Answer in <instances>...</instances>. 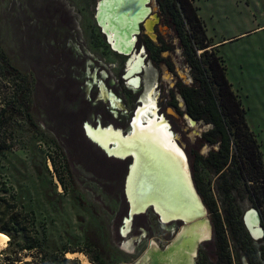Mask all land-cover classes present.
Listing matches in <instances>:
<instances>
[{"label": "rangeland", "instance_id": "374dc122", "mask_svg": "<svg viewBox=\"0 0 264 264\" xmlns=\"http://www.w3.org/2000/svg\"><path fill=\"white\" fill-rule=\"evenodd\" d=\"M99 1L0 0V42L11 62L34 81L33 112L39 126L37 132L20 128L21 140L7 152L0 171L6 174L21 203L35 212L40 229L45 231L48 251L58 256L65 252L64 259L59 257L54 264H135L153 242L162 249L169 246L184 226L178 221L164 224L149 209L134 216L129 228L124 227L128 213L124 180L130 159L109 157L85 133L87 123L114 125L128 132L133 110L152 84L158 85L153 96L160 92L159 107L166 109L168 105L169 85L159 77L161 67L166 68L164 64L145 60L143 71L137 75L142 82L138 88L125 80L131 56L116 52L103 34L97 21ZM192 2L198 7L211 43H217L214 46L225 60L228 78L242 99L248 123L264 154V0ZM150 5L160 14L159 0H152ZM163 23L162 32L169 28ZM149 40L146 35L139 36L140 44ZM150 43L151 51L156 50L158 43ZM140 47V51L144 49ZM180 57L174 54L172 60L186 67ZM169 81L173 86L174 80ZM99 93L104 101L99 100ZM175 113L165 117L178 143L187 155L190 153L191 168L196 161L193 152L206 156L211 150L210 145H196L210 128H201L203 121L189 126ZM197 166L199 177L211 187L219 212L224 214L228 206L221 191L225 184L222 177L208 170L202 159ZM237 192L232 196L240 208L238 213L232 211V229L238 237L234 239L225 224L223 234L233 247L235 264H251L250 256L253 262L257 260L254 253L261 256L264 234L257 239L251 233L243 235L237 221L242 219L247 230L246 212L254 208L261 218V210L248 192ZM208 211L213 238V212ZM253 233L259 237L262 231L260 235ZM212 242L206 239L198 246L194 264H222ZM237 244L239 249H235ZM20 259L23 261L14 264H25L33 256L23 254ZM7 263L0 252V264Z\"/></svg>", "mask_w": 264, "mask_h": 264}, {"label": "trees", "instance_id": "16d2710c", "mask_svg": "<svg viewBox=\"0 0 264 264\" xmlns=\"http://www.w3.org/2000/svg\"><path fill=\"white\" fill-rule=\"evenodd\" d=\"M159 4L163 22L173 28L179 37L182 55L191 68L194 80L191 84L179 80L176 88L184 97L187 112L192 118L212 125L199 137L196 144L210 145L211 150L206 156L193 152V160L196 161L194 164L191 163V169L199 193L209 210L216 216L218 237L226 243L223 224L230 228L234 239L238 237L232 229L234 223L232 211L238 213L240 208L237 198L232 196L234 191L240 194L245 191L249 193L251 201L261 210L264 225V154L256 134L248 123L242 99L235 93L228 78L225 60L218 54L217 47L207 36L198 7L192 0H159ZM172 38L174 36L170 35V40ZM199 50L202 52L199 53ZM34 90V81L11 62L0 42L1 169L4 167L7 152L21 140L20 128L39 131L33 112ZM171 92L174 96L176 89H172ZM188 155L191 158L190 153ZM199 159L203 160L208 170L219 173L225 183L221 190L228 206L224 209V214L219 212V204L211 187L204 184L203 178L197 173ZM237 224L243 235L248 236L242 219L238 220ZM0 234L9 238L7 248L1 251L7 264L22 260L20 258L23 254L33 256L35 260V263L33 260H26L25 264H54L59 257L60 259L64 257L65 252L58 256L48 251L45 245V231L40 229L35 212L21 203L16 190L6 178V174L1 171ZM246 246L247 244L244 248ZM9 254L12 258H8ZM253 256L257 260L256 262L252 260V264H264V245L261 247L260 258L255 253ZM250 258L252 259L251 256Z\"/></svg>", "mask_w": 264, "mask_h": 264}, {"label": "bare ground", "instance_id": "6f19581e", "mask_svg": "<svg viewBox=\"0 0 264 264\" xmlns=\"http://www.w3.org/2000/svg\"><path fill=\"white\" fill-rule=\"evenodd\" d=\"M148 1L104 0L98 4L97 9V21L107 33L113 49L122 55L132 54L126 78L135 88L141 82L137 74L141 72L144 60L142 55L133 54L132 49L137 40L134 33L138 32V23L150 11L146 7ZM157 20L153 16L144 21V29L154 38L153 27ZM165 76L169 77L168 74ZM153 86L154 84L148 89L143 104L132 118L128 135L113 126L106 129L100 126L94 130L87 124V130L91 138L107 150L109 157H126L129 154L134 156L127 183L131 213L144 211L153 204L159 213L157 216L164 224L179 218L191 222L203 216L206 209L194 188L187 154L177 142L170 122L158 112L157 101L152 95L155 91ZM114 104L117 105L116 101ZM170 112L174 113L172 109ZM110 143H113V147L109 146ZM245 219L252 235L256 239L260 238L262 229L257 227L258 217L255 211H248ZM206 221L190 223L165 249L153 242L136 264H194L198 244L211 236V226ZM126 223L129 228L131 220ZM252 230L256 235H261L255 236ZM123 231L127 233L126 230ZM8 241L7 236L0 234V252L6 248ZM76 254L81 255L67 253L68 256Z\"/></svg>", "mask_w": 264, "mask_h": 264}, {"label": "flooded vegetation", "instance_id": "af4514ba", "mask_svg": "<svg viewBox=\"0 0 264 264\" xmlns=\"http://www.w3.org/2000/svg\"><path fill=\"white\" fill-rule=\"evenodd\" d=\"M157 16H158V18H157L158 20L155 22L154 27H153V34H154L155 38L152 37V35H150L147 32V30L143 28V30L137 36V40L135 42L136 45H134L135 47H134V49L132 51H133V54H136V53L139 54L140 53L139 55H142V58L144 60L143 67L145 65V60H148V61L151 60L153 63H160V65L161 64H164L166 66L165 69H164V67L163 68L161 67V71H160V74H159V77L161 78V80L162 81H165L167 83V85H169V87L167 89L168 90V93L166 95V97L168 99V105L165 104L166 109H164L165 107H159V105H158V100L160 98V92L158 93V95H157L156 98L153 96L155 98V100L157 101L158 112L160 113V115L161 116H163V115H171V114L172 115H177L175 113V111H176V112H178L179 115H181L182 117H184L185 115H187V114L190 115V114L187 112L186 101H185L184 97L179 93V90L176 88V84H177V82L179 80H182L186 84H191V83L194 82L193 77L191 75V71H190L191 68L189 67L188 64H186V62L184 60V56L182 55V49L180 48V44H179V41L180 40H179L178 35L173 30V28H171L166 23L165 24L163 23L164 26L167 25L169 28L168 29H165V31L162 32L163 30L160 29L161 23L163 21L162 13L161 12H160V14L157 13ZM143 27H145V26H143ZM167 30H169V31H167ZM142 34L143 35H146L152 41V43H158V44H156V47H157L156 50L151 51V47L149 45V43L151 42L150 40H149L150 42L148 41V42H146V44L145 43L144 44H140V42H139V36L142 35ZM104 35H106V34H104ZM170 35H173L174 36V38H172V40H170ZM138 42H139V45H137ZM141 45L144 46V49L140 51L139 48H141L140 47ZM145 45L147 47V53L145 51ZM164 46H167V48H165ZM176 46H179L178 49H177ZM200 51L202 52V50H199V53H201ZM164 52H166L165 55H164ZM174 54L176 56L180 55L181 56L180 59L183 61L184 65H187V66L181 68V63L179 61L174 60L175 58L172 60V56L174 57ZM131 55L132 54H130L128 56H131ZM125 56H127V55H125ZM178 68H180V70L184 71L189 76L188 81H186V80H184L182 78V76L180 75V73L178 71ZM168 69L170 71H168ZM142 71L143 70H141V72ZM165 71L167 72V74L170 75V78L169 79H166L167 77H165V75H164ZM141 72H138V74H140ZM125 80H129V79L128 78H125ZM169 80H174V81H172L173 84H174L173 86H171V81H169ZM141 84H142V82H140V85ZM140 85H139V87H140ZM153 87L155 89H157L158 88V85L155 86V84H154ZM174 88L176 89V92L174 93V96H173L171 90L174 89ZM101 97H102V95H101V93H99V100L104 101V99L101 98ZM163 100H164V98H162V101ZM107 101H110V99H108ZM141 101H144V100H141V98L138 100V103L139 104L134 108L132 117L130 119V122H131L132 118L134 117V115H135L138 107H140ZM180 103H182V104H180ZM142 104H143V102H142ZM116 109H118V107H116ZM119 109L122 110L121 108H119ZM170 109H172L174 111V113H171L169 111ZM162 110H163V112H162ZM110 126H113V128H116L117 129V127H115L114 125H107L106 128H109ZM91 127L93 128V126H91ZM101 128H103V126H101ZM213 222H214L213 238L210 237L209 240H211V241L213 240L212 245L215 246V250H216V253H217L216 254L217 255V258L219 259V261H221L220 263H222V264H235V260L233 258L234 256L231 253V251L233 250V247H231V245L227 242V240H226V243H227L226 244L225 242L222 241V239H220L218 237L217 225H216V216L214 215V213H213ZM261 224H262V220H261ZM262 228L264 229V225L263 224H262ZM246 231H247V233L250 234V232H249L248 229ZM209 240L207 239V241H209ZM202 242H200L198 244V246ZM225 244H226V246H225ZM197 249H198V247H197ZM235 249H239V245L238 244H237V246H235ZM251 261H252V259L250 258V262Z\"/></svg>", "mask_w": 264, "mask_h": 264}, {"label": "water", "instance_id": "95a60500", "mask_svg": "<svg viewBox=\"0 0 264 264\" xmlns=\"http://www.w3.org/2000/svg\"><path fill=\"white\" fill-rule=\"evenodd\" d=\"M101 1H104V0H100L99 2H101ZM151 1L152 0H149L148 2H147V8H149V13L146 15V17H144V19L143 20H141L139 23H138V32H135L134 33V35L137 37L138 36V34L143 30V28H145V27H143V26H145V22L149 19V18H151V17H153V16H156L157 18H158V16H157V13H156V11L154 10V8H153V6L152 5H150V3H151ZM99 2H98V4H99ZM98 4H97V8L96 9H98ZM146 20V21H145ZM145 21V22H144ZM99 23V22H98ZM99 26H102V25H100L99 24ZM103 30V29H102ZM103 33L104 34H106V36H107V33L103 30ZM108 38V37H107ZM108 41H109V43L111 44V42H110V40H109V38H108ZM135 45H136V43H135ZM112 46V45H111ZM135 47V46H134ZM134 47H133V49H134ZM132 49V50H133ZM178 71H179V73H180V75L182 76V74H184V78L186 79V80H188L189 79V76L184 72V71H182V70H180V68H178ZM184 119H186V122H187V124L189 125V126H191V125H197V123H199L200 124V122H198L197 120H195L194 118H192L190 115H185L184 116ZM168 121H169V119H167ZM170 122V121H169ZM191 122H193V124H191ZM202 123V122H201ZM88 124V123H87ZM86 124V125H87ZM90 124V123H89ZM91 126H93V129L95 130V128L96 129H98V127L99 126H103V129H106V126H104V125H102V124H96V125H92V124H90ZM130 125H131V122H130ZM212 127V125L211 124H205L204 126H201V128H211ZM124 132V131H123ZM85 133H86V135L88 136V138L90 139V140H92L95 144H97L103 151H105L107 154H108V152H107V150L101 145V144H99L98 142H96V141H94L92 138H91V136L89 135V133H88V130H87V126H85ZM124 133H126V135H128V132H124ZM125 135V136H126ZM176 140H177V142H178V138H176ZM109 146L110 147H113V143H110L109 144ZM184 149V148H183ZM186 153V152H185ZM114 158H116V159H120V160H127V159H130V163H129V165H128V169H127V173H126V175H125V180H124V194H125V197H126V200H127V203H128V213H127V216L125 217V219H124V227H126L127 225V221L128 220H131V222H132V219L134 218V216H136V215H139V214H143V213H145L147 210H149V209H152L155 213H156V215L157 214H159L156 210H155V208H154V205L153 204H150L144 211H139V212H135V213H131V202H130V199H129V196H128V192H127V183H128V177H129V175H130V169H131V167H132V165L134 164V156H132L131 154H129V155H127L126 157H120V156H116V155H114L113 156ZM187 158H188V155H187ZM188 164H189V166H190V163H189V158H188ZM190 172H191V177H192V181H193V185H194V188H195V190H196V192H197V194L200 196V199H201V201H202V203H203V206L205 207V209H206V213L203 215V216H200V217H198V219L197 218H195L194 220H192L191 222H186L184 219H182V218H179V219H177V220H174V222L175 221H178V222H181L184 226L182 227V229L183 228H185V227H187L190 223H193V222H198V221H203V220H207L206 221V223L207 222H209L208 221V219H207V215H208V208L206 207V205H205V203H204V201H203V199H202V197H201V195H200V193H199V191H198V189H197V187H196V184H195V182H194V179H193V175H192V171H191V168H190ZM251 210H254L255 211V213H256V215H257V217H258V223H257V225L262 229V231H263V233H262V236H263V234H264V229L262 228V226H261V218H260V215H259V212H258V210H256V209H251ZM248 213V212H247ZM247 213L245 214V217H244V221H245V224H246V227H247V229L249 230V232L251 233V229L249 228V226L247 225V222H246V215H247ZM210 223V222H209ZM210 226H211V224H210ZM181 229V230H182ZM211 233H212V228H211ZM252 234V233H251ZM179 235V234H178ZM253 236V235H252ZM254 237V236H253ZM255 238V237H254ZM202 242V241H201ZM140 260V259H139ZM138 260V261H139ZM137 261V262H138ZM136 264V263H135Z\"/></svg>", "mask_w": 264, "mask_h": 264}, {"label": "crops", "instance_id": "0c3cea01", "mask_svg": "<svg viewBox=\"0 0 264 264\" xmlns=\"http://www.w3.org/2000/svg\"><path fill=\"white\" fill-rule=\"evenodd\" d=\"M215 44H217V43H215Z\"/></svg>", "mask_w": 264, "mask_h": 264}]
</instances>
